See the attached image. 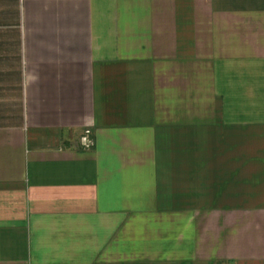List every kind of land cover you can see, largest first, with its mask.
Instances as JSON below:
<instances>
[{
  "label": "crops",
  "instance_id": "1",
  "mask_svg": "<svg viewBox=\"0 0 264 264\" xmlns=\"http://www.w3.org/2000/svg\"><path fill=\"white\" fill-rule=\"evenodd\" d=\"M0 264H264V0H0Z\"/></svg>",
  "mask_w": 264,
  "mask_h": 264
},
{
  "label": "built area",
  "instance_id": "2",
  "mask_svg": "<svg viewBox=\"0 0 264 264\" xmlns=\"http://www.w3.org/2000/svg\"><path fill=\"white\" fill-rule=\"evenodd\" d=\"M81 145L84 150H91L94 147L95 142L90 130H86L84 132L83 136L81 137Z\"/></svg>",
  "mask_w": 264,
  "mask_h": 264
}]
</instances>
